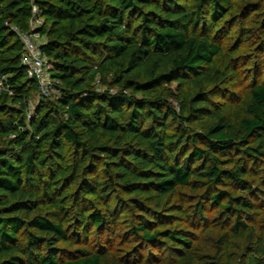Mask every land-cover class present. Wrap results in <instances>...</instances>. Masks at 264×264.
Masks as SVG:
<instances>
[{"label":"trees","instance_id":"16d2710c","mask_svg":"<svg viewBox=\"0 0 264 264\" xmlns=\"http://www.w3.org/2000/svg\"><path fill=\"white\" fill-rule=\"evenodd\" d=\"M33 6L60 83L29 114L40 90L17 31L32 32ZM263 9L264 0H0V74L14 90L0 92V264H104L100 252L64 245L90 241L129 207L142 241L191 251L173 200L193 187L228 217L232 236L252 235L248 178L264 165V81L234 116L216 100L241 78L230 54ZM237 28L234 50L227 39ZM255 245L251 263L262 264L263 235Z\"/></svg>","mask_w":264,"mask_h":264},{"label":"rangeland","instance_id":"374dc122","mask_svg":"<svg viewBox=\"0 0 264 264\" xmlns=\"http://www.w3.org/2000/svg\"><path fill=\"white\" fill-rule=\"evenodd\" d=\"M252 18L253 22L249 26L251 38L240 49L242 40L237 34L238 28L227 39L229 48L239 49L235 55H230L231 59L241 66V78L226 89L228 90L226 97L216 101L221 109H226V113L233 116L238 111L231 112L230 108H238L249 88L256 82L264 81V9L254 14ZM97 88L105 90L101 85H97ZM58 95L56 92L53 97ZM39 100L40 95L37 92L29 101V114L37 108ZM248 183L251 185L252 194L247 195V198L253 201L254 209L251 214L253 220L248 219L246 222L251 228L252 235L245 233L242 237L232 236L229 233L228 217L218 208L210 205L204 189L193 187L179 189L177 198L173 200V204L184 206L186 216L178 219L174 226L177 230L181 229L191 234L194 240L191 251L179 248L164 238L156 242L142 241L140 236L134 234L139 219L132 207H129L125 214L118 216L117 223L112 221L104 231L93 229L90 241L82 240L80 243L76 242L74 246L64 245V249L73 252L84 247L94 253L100 252L105 257L104 264H171L178 262L185 254L193 257L195 264H214L216 261L217 264L218 262L219 264H252L251 260L258 256L255 241L261 235L264 236V165L252 172ZM217 190L233 193L228 187H219ZM200 205H202V215L199 217L195 210ZM163 214L168 216L169 213ZM226 235L227 241L230 240V253L221 259H216L227 242H220V239ZM261 259L264 264V256Z\"/></svg>","mask_w":264,"mask_h":264},{"label":"built area","instance_id":"2783aa9c","mask_svg":"<svg viewBox=\"0 0 264 264\" xmlns=\"http://www.w3.org/2000/svg\"><path fill=\"white\" fill-rule=\"evenodd\" d=\"M34 16L31 20L32 32H19L17 34L24 45V53L22 55V65L25 68L30 79L36 80L38 84V89L40 90V96L50 97L53 94L58 93L55 88L59 85L60 80L55 79L51 75L52 64L49 62L48 58L44 56L41 45L44 43L43 36L38 34L36 29L41 27L42 19L39 18V9L33 6ZM0 92L7 94H14L11 86L8 85V77L6 75L0 74Z\"/></svg>","mask_w":264,"mask_h":264}]
</instances>
